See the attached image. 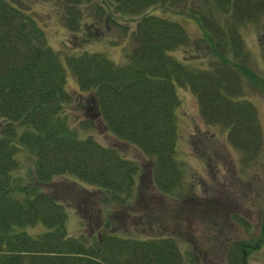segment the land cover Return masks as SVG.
<instances>
[{
    "label": "trees",
    "instance_id": "obj_1",
    "mask_svg": "<svg viewBox=\"0 0 264 264\" xmlns=\"http://www.w3.org/2000/svg\"><path fill=\"white\" fill-rule=\"evenodd\" d=\"M56 1L75 33L89 18L93 24L103 20L121 26L129 44L122 62L96 49L61 56L30 10L15 0H0V264H186L178 235L161 226L144 234V224L119 232L104 216L110 203L128 204L142 192L137 176L143 168L87 128L100 116L110 132L142 152L151 190L179 197L184 171L176 156L175 82L187 83L203 122L225 129L242 163L255 159L264 150L262 125L244 90L248 83L264 94V76L250 65L240 28L257 22L264 0ZM163 12L196 21L200 34L194 43L203 51L199 65L171 53L193 39ZM122 18L132 19L131 26ZM66 66L75 76L77 94L65 86ZM70 105L93 115L77 121ZM202 149L199 155L207 162V145ZM55 175L97 188L96 213L103 217L96 215L92 230L71 232L64 202L41 189L40 183ZM209 196L222 203L221 195ZM221 212H216L220 235L226 233ZM263 232L262 221L252 246L264 241ZM249 240L232 235L215 244L227 264H246Z\"/></svg>",
    "mask_w": 264,
    "mask_h": 264
},
{
    "label": "rangeland",
    "instance_id": "obj_2",
    "mask_svg": "<svg viewBox=\"0 0 264 264\" xmlns=\"http://www.w3.org/2000/svg\"><path fill=\"white\" fill-rule=\"evenodd\" d=\"M15 1L36 16L48 44L57 49L61 56L66 52L96 49L105 51L115 62L124 60V50L129 43L121 26L104 25L103 20L93 24L89 18L75 33L65 24V16L56 0ZM163 13L181 22L193 39L192 42L171 50V53L180 60L184 59L183 56L192 58L193 63L199 65L197 57L203 51L194 43V39L200 34L196 21L185 14ZM121 22L131 26L133 20L122 18ZM254 24L249 22L241 26L240 30L250 52V65L264 76V12ZM65 86L76 94L79 90L75 76L67 66ZM175 90L179 97V103L175 107L176 156L184 171V192L179 191V197L158 196L151 190L147 175L149 163L142 152L135 145L110 132L100 116L95 115L93 126L87 128L101 142L114 144L125 156L138 160L143 168L137 176L138 187L142 192L136 191L135 199L128 204L110 203L104 216L107 214L119 232L144 224V234L152 233L147 229L151 226H161L178 235L179 245L187 257L186 264H191V257L199 258L201 264H227L222 250L220 251V244H215V240L220 242L232 235L246 240L250 238L247 242L251 244L247 246V252L245 250L246 264H264V241L258 246H252V241L260 232L262 221L264 224V150L255 159L242 163L240 149L228 141L225 129L218 124L203 122L189 85L175 82ZM244 92L256 107L264 138V94L248 83ZM87 94L83 91L81 95ZM70 110L78 115L77 121L84 115H93L90 109L79 111L72 105ZM203 145L208 147L204 149V155L209 159L207 162L199 155ZM40 187L64 202L68 212V229L71 232L90 231L95 226L93 219L103 217L100 211L99 214L96 213V208L97 211L100 210L98 205H101L96 198L97 188L89 184L71 176L55 175L49 181L41 182ZM214 192L221 195L222 203L209 196ZM214 202L220 204L219 208H213ZM219 211H222L223 220L225 219L223 223L226 225V236L220 235L218 231L220 221H217L219 216L216 212ZM232 213L237 214L236 218ZM211 215L216 216V223H213L214 219H210ZM230 230L233 234H229ZM139 233L142 234L140 231Z\"/></svg>",
    "mask_w": 264,
    "mask_h": 264
}]
</instances>
